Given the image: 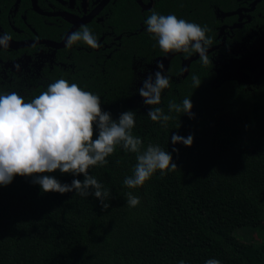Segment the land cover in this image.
<instances>
[{
    "label": "trees",
    "instance_id": "1",
    "mask_svg": "<svg viewBox=\"0 0 264 264\" xmlns=\"http://www.w3.org/2000/svg\"><path fill=\"white\" fill-rule=\"evenodd\" d=\"M162 53L143 31L124 35L104 60L82 52L74 71L48 80L0 78V94L17 92L26 102L63 78L99 95L114 120L135 112L133 135L142 139V150L158 145L178 168L129 189L123 181L132 175L136 155L118 146L106 165L89 169L110 191L107 210L94 195L44 193L33 178L16 176L0 186V264H264V241L242 249L234 235L246 228L264 233V77L247 87L220 78L212 63L199 59L183 76L177 56L164 68L170 87L161 104L149 106L138 90ZM193 74L199 88L192 85ZM185 97L192 100V117L168 112L170 100ZM151 107L174 117L166 129L148 117ZM173 134L192 135L193 145L173 144ZM51 175L63 184L85 179L59 170ZM130 191L141 200L135 208L127 206Z\"/></svg>",
    "mask_w": 264,
    "mask_h": 264
},
{
    "label": "clouds",
    "instance_id": "2",
    "mask_svg": "<svg viewBox=\"0 0 264 264\" xmlns=\"http://www.w3.org/2000/svg\"><path fill=\"white\" fill-rule=\"evenodd\" d=\"M145 24L147 32L165 54L175 52L190 57L198 53L202 65L211 63L208 53L213 40L207 35L210 31L207 25L201 26L174 14L162 15L155 10ZM11 40V35L0 34V49H8ZM80 42L93 49L100 47L97 37L86 25L68 35L65 46L71 49ZM16 67L19 70L20 66ZM157 67L159 71L154 78L149 75L138 90L149 106L160 105L162 92L170 87V78L164 74L163 63ZM190 79L194 88L201 86L197 75H191ZM167 108L169 113L193 115V103L188 97L180 103L170 100ZM148 117L165 129L174 119L160 107H151ZM135 118L136 113L129 110L114 120L111 113L102 109L99 95L63 78L50 83L30 102L17 92L0 94V186L10 185L16 176L31 177L44 193L75 192L82 197L94 195L102 208L107 210L110 204L105 201L110 198V191L89 175V169L106 165L107 158L118 146L125 153L136 155L132 175L123 181L129 189L143 187L157 172L165 176L169 171L178 169L172 154L160 146L149 144L142 150V139L133 135ZM171 142L191 147L194 137L173 134ZM175 151L178 152V149ZM57 170L62 174L83 175L85 179L83 182L74 179L71 184H63L51 175ZM126 201L130 208L141 203L131 191L126 194ZM179 264H185V261L181 260ZM205 264H221V261L208 259Z\"/></svg>",
    "mask_w": 264,
    "mask_h": 264
},
{
    "label": "flooded vegetation",
    "instance_id": "3",
    "mask_svg": "<svg viewBox=\"0 0 264 264\" xmlns=\"http://www.w3.org/2000/svg\"><path fill=\"white\" fill-rule=\"evenodd\" d=\"M152 10L207 25L213 40L208 55L220 78L236 82L233 72H243L250 83H236L249 87L264 77V0H0V34L12 36L9 48L0 49V78L48 80L61 70L74 71L86 55L82 52L95 61L109 58L124 35L146 33ZM82 25L100 47L80 42L66 48L67 36ZM177 56L186 74L199 59L198 53L163 52L148 65V74L154 78L159 63L166 68Z\"/></svg>",
    "mask_w": 264,
    "mask_h": 264
},
{
    "label": "rangeland",
    "instance_id": "4",
    "mask_svg": "<svg viewBox=\"0 0 264 264\" xmlns=\"http://www.w3.org/2000/svg\"><path fill=\"white\" fill-rule=\"evenodd\" d=\"M236 237L235 244L242 249L247 248L251 244H257L264 241V233L253 229H239L234 233Z\"/></svg>",
    "mask_w": 264,
    "mask_h": 264
},
{
    "label": "water",
    "instance_id": "5",
    "mask_svg": "<svg viewBox=\"0 0 264 264\" xmlns=\"http://www.w3.org/2000/svg\"><path fill=\"white\" fill-rule=\"evenodd\" d=\"M185 71H186V65L183 64V76H185ZM233 80L240 83V84H249L250 83V78L244 74L243 72H233Z\"/></svg>",
    "mask_w": 264,
    "mask_h": 264
}]
</instances>
